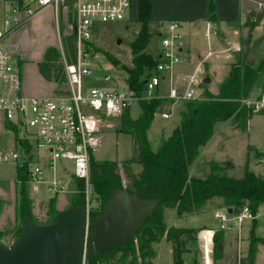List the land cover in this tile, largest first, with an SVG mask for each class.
<instances>
[{
	"label": "trees",
	"instance_id": "trees-1",
	"mask_svg": "<svg viewBox=\"0 0 264 264\" xmlns=\"http://www.w3.org/2000/svg\"><path fill=\"white\" fill-rule=\"evenodd\" d=\"M210 11L211 19L215 20V0H211ZM263 17L264 11L251 12L246 25L252 31L260 24ZM151 20L150 0H140L138 21L141 26L135 40L131 43L134 67L128 68L123 65L120 67L127 73L125 81L128 86L139 94L145 87L142 81L143 75L156 64V59L145 51L151 36L148 29ZM66 46L68 60L76 61L77 47L74 33L73 36H69ZM105 54L113 64L118 65L117 59L107 52ZM61 60L60 50L49 47L43 60L38 64L42 76L58 84L66 82L65 66ZM263 66L264 59L256 69L248 63L231 66L230 72L219 86L218 93L206 91L204 98L191 100L186 109L180 113L179 125L168 138H161L156 151L150 147L147 131L155 115L163 112L165 99L139 100L141 114L136 119L130 117L129 111L124 113L121 118H124V125L133 136V154L122 164L124 173L131 184L127 189L131 193H137L139 201L159 198L160 202L153 214L139 228L135 238L121 243L104 255L96 254L94 257H87L88 264H153L152 259L156 256L153 242L163 237L172 242L174 264H179L177 248L186 244V235L189 239L191 238L189 234L196 231L190 228L168 227L164 220L166 208H175L178 216L182 217L185 213L200 211L210 199L219 197L222 198L224 207L239 210L248 205L252 212L257 214L259 207L264 204L263 175H256L246 169L243 177L234 178L226 173L225 170L228 167L215 161L211 162L210 173L204 178L191 177L189 171L201 149L207 145L214 134L217 123L230 121L234 128L247 131L251 116L263 112L262 109L251 111L244 102L255 86L258 80L257 74ZM60 92L61 89L57 91V93ZM7 128L17 132L16 126L10 123L7 124ZM16 140H19L18 137ZM21 142L26 147L27 153H30L31 144L27 141ZM253 149L254 146L248 145V153ZM134 164L142 166L139 176L133 173ZM227 165L232 168L234 166L232 162H228ZM27 170L28 162L23 166H16L15 215L19 221L16 241L23 231L24 221L26 219L36 221L33 218V203L27 193L29 189ZM121 181L118 161L91 158L92 197L94 199L96 196L94 200L98 206L90 208V217L95 218L103 213L114 192L124 188ZM76 186L80 193L71 199V207H86L84 181L77 179ZM58 212L55 203L51 202L47 211V220L39 223H51ZM2 235L4 233L0 232V238ZM223 241V231L217 232L214 235V259L222 256ZM258 241L259 239H252L248 254L241 258L240 264H254ZM208 248L210 250V247Z\"/></svg>",
	"mask_w": 264,
	"mask_h": 264
},
{
	"label": "rangeland",
	"instance_id": "rangeland-1",
	"mask_svg": "<svg viewBox=\"0 0 264 264\" xmlns=\"http://www.w3.org/2000/svg\"><path fill=\"white\" fill-rule=\"evenodd\" d=\"M27 3L28 0H22ZM264 2V0H261ZM52 8H55L52 6ZM11 11L9 1L0 0V28L4 29L3 23L4 13ZM55 11V9L53 10ZM58 14L60 18V38L56 34V31L48 25L46 16L48 11H41L37 14L35 19H31L23 25V28L16 36V56H13V62L18 63L22 61L23 66L19 67L22 91L26 94H37V92H48L53 84L42 76L39 70V62L44 58V54L49 47H55L60 50L61 58L62 49L68 59L66 53V45L69 36H73V19L75 18L74 13L65 8L59 7ZM28 16L26 12L20 14L21 19H25ZM25 17V18H24ZM238 27L240 24L237 23ZM141 24L137 20L127 18L123 21L116 23H108L96 25L93 36L91 38V45L93 47L94 58L92 59V67L95 74L92 77H85L83 79L84 86H97L99 83L96 79H101V76L105 73L112 76L115 83L119 84L118 87H123L127 73L123 70L121 65L133 68V53L131 43L135 40ZM243 27L241 26V29ZM150 32V38L148 45L145 49L146 52L150 53L155 59H157L159 49V27L157 25L148 26ZM58 36V37H57ZM256 36V35H255ZM264 37V36H263ZM262 37V38H263ZM260 39V38H259ZM49 43H53L52 46ZM242 53L239 56L244 55L248 51L251 52L252 59L246 58L243 61H236L232 63L234 65L250 64L255 69L260 65L259 61L264 58V39H260L259 43L255 47L249 46V39L245 34H242L240 41ZM8 45V43H7ZM49 46V47H48ZM250 47V50H249ZM9 50V49H8ZM10 52V50H9ZM111 54L115 59L119 61L118 65L113 64L105 53ZM11 54V53H10ZM246 56V55H245ZM42 59V60H41ZM188 59V58H187ZM191 59V57L189 58ZM41 60V61H39ZM188 62L197 64L198 61ZM19 66V65H18ZM182 67L183 71H180L179 67ZM176 67V79L174 84L178 89L182 90L184 85V76L189 75L193 72V67L187 65H178ZM22 67V68H21ZM222 67V66H221ZM152 67L147 70L145 75L153 71ZM24 69L26 74L24 73ZM179 70V71H178ZM227 67H222L224 73ZM187 71V72H186ZM143 75V76H145ZM258 80L255 86L251 90L248 98L244 99V102L249 101L252 105H248L249 109L253 112L263 110V112L255 113L249 120V127L247 131L233 128L231 122L217 123L216 129L207 145L200 151L198 158L191 164L189 175L191 177L204 178L210 173V164L212 161L218 162L226 167V173L234 178H241L245 175L246 169L251 170L256 175L264 176V105L257 107L253 103L261 102L264 98V66L258 72ZM204 74H200L196 80L197 86H195L197 94L196 98L186 101H166L163 112L170 113L169 118L162 117V113H157L153 118L151 127L147 131L149 144L152 150L156 151L160 145L161 138H168L173 130L179 125L182 110L186 109L187 104L194 99H202L205 97V92L216 93L218 91V81L220 79L219 72L217 77H212L211 84L206 85L203 81L200 85L201 79H205ZM219 77V78H218ZM59 89H67L68 85L66 82L57 83ZM103 87L111 88L114 87L112 83H103ZM210 90H209V89ZM168 89L164 87L160 90V94L166 95ZM129 115L132 119H136L141 114V107L139 101L134 102L128 109ZM111 127H108L105 134L104 140L100 147L92 151V157L94 159H110L116 160L119 163V172L121 174L122 185L124 188H128L130 184L127 179L124 170L123 162L129 159L133 154V136L127 130V126L124 125V118H117L110 121ZM228 126V127H227ZM227 133L228 138L222 133ZM14 137H16V131L3 126L0 123V151H10L14 147ZM17 144V143H16ZM248 145H254V149L248 153ZM228 162H232L234 165H227ZM62 164L69 165L71 162H62ZM133 173L139 176L142 171V166L134 164L132 166ZM16 162L6 161L0 162V232L4 233L1 236L0 241L6 246H12L16 243V231L19 226V221L16 219L15 208H16ZM74 183H77V179H74ZM93 192V187L91 188ZM28 196L33 203V218L36 222H45L47 220V211L51 202L55 203L58 211L71 207V199L77 197L80 191L72 194H60L56 195L55 199H51L49 195L42 197H33L30 189L27 191ZM93 194V193H92ZM96 196H94L95 199ZM92 200L89 204L90 207H97L98 203L96 200ZM87 206V203H86ZM224 207L222 198L214 197L210 199L206 205L198 212L185 213L182 218H179L177 212L174 209L168 210L166 213V224L169 227L175 228H190L194 229L196 233H190L191 238L185 236L187 240L185 245H181L177 248L179 254V264H203V251L202 243L199 237L202 229L217 227V223L214 218V209ZM256 222L253 220H246L243 223L241 233L237 230H224L225 245L223 241V253L218 259H214V252H212V258L209 248H207L206 261L208 264H239L241 256L248 254L250 245H246L247 237L250 236V227L254 228V235L264 239V204L259 208V216L256 218ZM193 237H195L193 239ZM156 244V243H155ZM154 245V244H153ZM172 245V242H170ZM208 245V244H207ZM258 249V260L256 264H264V240L257 243ZM209 247V246H208ZM172 248V251H171ZM214 249V248H213ZM157 256L155 257V264H174L173 260V246L170 247L166 242L156 245ZM241 260V259H240ZM125 264V263H123Z\"/></svg>",
	"mask_w": 264,
	"mask_h": 264
},
{
	"label": "built area",
	"instance_id": "built-area-1",
	"mask_svg": "<svg viewBox=\"0 0 264 264\" xmlns=\"http://www.w3.org/2000/svg\"><path fill=\"white\" fill-rule=\"evenodd\" d=\"M6 1H9L11 11L4 14L5 28H0V122L16 126L19 140H16V148L0 151V162L15 161L16 166L28 162L27 184L36 198L46 194L55 197L75 193L79 189L74 179H82L86 209L90 214L89 204L93 193L90 183L92 151L101 146L107 128L112 125L110 121L121 118L134 102L141 99L165 98L166 101L174 102L196 98V80L204 72L206 58L215 55V52L208 49L205 57L198 59L193 72L184 76L183 89H178L174 80L176 67L183 60L182 25L178 20L164 21L158 26L160 41L156 64L151 73L142 77L145 87L141 94L130 88L125 80L120 84L123 87L119 88L112 76L105 73L101 79H96L99 85L84 86L83 79L95 74L91 38L96 25L131 19L134 0ZM48 5H53L57 10L60 6L65 7L74 13L73 33L76 37L77 58L76 61H69L62 49L67 89H61L60 93L50 97H28L21 92L20 71L8 50V36L22 22V9L30 15ZM103 83H112L114 87H103ZM164 87L168 89L166 95L159 93ZM246 104L252 105L249 101ZM253 104L263 106L264 98ZM161 115L170 117L168 112ZM21 141L31 144L30 153H27ZM62 162H71V167ZM214 218L217 227L202 229L199 234L205 264H208V246L212 257L214 235L217 232L231 229L240 231L243 223L254 220L256 215L245 205L239 210L233 207L217 208ZM88 233L87 226L86 237ZM82 264H88L86 248Z\"/></svg>",
	"mask_w": 264,
	"mask_h": 264
},
{
	"label": "crops",
	"instance_id": "crops-1",
	"mask_svg": "<svg viewBox=\"0 0 264 264\" xmlns=\"http://www.w3.org/2000/svg\"><path fill=\"white\" fill-rule=\"evenodd\" d=\"M139 2L140 0H134L133 10L131 14L132 20L138 21ZM150 4H151V18H152L150 22L151 25L160 26L162 22L168 21V20H178L181 22V25H182L181 31H182L183 38H184L183 47H182L183 60L178 65L191 66L193 67V70H194L196 63L195 64L190 63L188 62V60L192 62V61H196V60L198 61V59L204 58L208 49L215 52V55L212 54L211 56L206 58L204 62V72L202 74L208 75L206 76L205 79L210 78L211 80V76L215 78L218 76V72H219L220 79L217 83L218 91H219V86L222 83L223 79L230 72L232 63L238 60L243 61L245 57L252 59V56L250 55L251 54L250 51H248L247 53H245L246 51H244V55L239 56L240 53H242V48H241L242 46L240 44L242 34H245L248 37L250 47H255L256 44L259 43L260 39L261 40L264 39L263 37L264 36V17L262 21L260 22V24L257 25L252 31L250 30V27L246 25V21L251 12L264 11V2H262L261 0H215V8H216V19L215 20L211 19V11H210L211 0H150ZM52 6L53 5H48L38 10H35L32 14L28 15L26 18L24 17L25 19H23L22 22L10 32L8 36L7 46L12 56H16V36L23 28V25L29 20H31L32 18L35 19L37 17V14L41 13V11H43L44 9L45 11H48V15L46 16L45 22L48 25H50L54 29V31H56V34L59 35V37L57 36L59 40L60 32H61L60 25H59L60 22H58V19L60 18L58 14L59 10H57L56 8H52ZM54 9L55 11H53ZM2 20L4 23V16ZM237 23L240 24V27H238ZM241 26L243 27L242 29H241ZM207 30L209 31V35H207ZM52 44L49 43V45L51 46ZM250 47H249V50H250ZM190 57L191 59H189ZM263 59L264 58H262L259 61V63L263 61ZM252 60L254 61V59ZM254 62L255 64L258 63V61H254ZM17 64L19 65L18 68L21 65L23 66L22 61H19ZM221 66L223 68L227 67V70L224 73L222 72ZM178 67L180 71H183L182 67L181 68L180 66ZM24 73L26 74L25 69H24ZM205 79H203V81ZM212 81L213 80H211V82ZM211 82L209 84H211ZM51 83L53 84V87L50 88L48 92L38 91L37 94L35 93L34 95L26 92L25 94L22 91V84H21V92L22 94L28 97H32V96L50 97L56 93V89L58 87L57 83L55 82H51ZM209 84H206V85H209ZM218 91L214 94H217ZM1 124L5 127L7 126L4 123H1ZM223 134L224 135L226 134L225 137L227 139L228 138L227 133L223 132L222 136ZM16 138L17 137H14L15 145L12 149L16 148ZM258 151L261 153H264L260 150ZM101 160H105V159H101ZM171 209H174L176 211L175 208H166L164 211L165 223H166V213L168 210H171ZM258 216H259V209L256 214V218ZM179 218H182V217H179ZM256 218L253 220L254 223L257 220ZM205 228L206 227H204V229ZM248 231L250 232L249 233L250 239H248L247 237L246 245H250L252 239L254 238L259 239V241L264 240L261 237L254 235L253 227H250V230ZM238 233L240 234L241 230L238 231ZM224 239H225V236H224ZM161 242H166V244L172 247V245H170V242L167 241L165 237L160 238L159 241L153 242L154 245H152L156 252V256L158 253L156 250V245L161 244ZM209 244L210 243H208V245ZM224 245H225V241H224ZM258 249L259 247L257 246L254 264H256V261L258 260V255H257ZM171 251H172V248H171ZM246 256L247 255L241 256V258H244ZM155 257L152 259L153 264H155L154 263ZM240 259H239V264H240ZM212 263H213V260H212ZM203 264H205L204 255H203Z\"/></svg>",
	"mask_w": 264,
	"mask_h": 264
},
{
	"label": "water",
	"instance_id": "water-1",
	"mask_svg": "<svg viewBox=\"0 0 264 264\" xmlns=\"http://www.w3.org/2000/svg\"><path fill=\"white\" fill-rule=\"evenodd\" d=\"M210 82V78L204 80L205 84ZM159 202V198L139 201L137 193L122 188L114 192L103 213L95 218L90 217L86 207H69L48 224L26 219L14 245L0 241V264H82L85 248L91 258L135 238Z\"/></svg>",
	"mask_w": 264,
	"mask_h": 264
}]
</instances>
